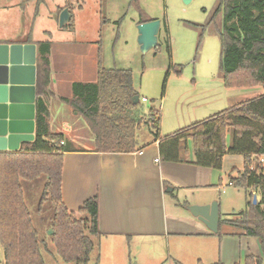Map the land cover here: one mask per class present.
<instances>
[{
    "label": "trees",
    "instance_id": "trees-1",
    "mask_svg": "<svg viewBox=\"0 0 264 264\" xmlns=\"http://www.w3.org/2000/svg\"><path fill=\"white\" fill-rule=\"evenodd\" d=\"M60 10L58 8V14ZM219 13L222 19L216 32L220 39V72L224 86L261 85L264 88V0H218V6L207 25L212 24ZM65 26H73L72 15ZM28 42H32V39L28 38ZM35 43L38 97L34 139L24 143L17 151L0 152V245L4 250L5 264H44L42 243L27 208L22 186L23 181L44 176L40 204L48 201L53 209L50 240L55 251L65 262L87 264L96 248L92 237L100 234L97 199L95 196L86 199L76 212L68 209L62 199L63 156L71 146L66 145L62 133L50 131L48 122L45 96L49 94L48 55L51 43L48 40ZM72 89L71 99H59L68 100L72 109L83 116L94 135L96 151H134L138 128L141 124H148L159 140L160 154L165 161H180L181 152L187 149L189 140L193 146L194 163L199 166L219 169L225 154L242 155L245 158L244 168L231 177L230 182L248 192L258 191L260 201L255 205L248 201L245 210L229 215L237 218L220 219V223L236 226L246 235L256 237L262 257L249 254L242 264H262L264 163L259 161V156L264 153V93L160 137L159 109L151 107L146 114H141L140 101L137 104L132 101L137 92L130 69L105 68L99 61L96 81L74 82ZM229 127L232 136L230 144L226 146L225 137ZM76 213L82 216L77 217ZM216 234H220L219 230ZM213 264L223 263L218 261Z\"/></svg>",
    "mask_w": 264,
    "mask_h": 264
},
{
    "label": "crops",
    "instance_id": "crops-1",
    "mask_svg": "<svg viewBox=\"0 0 264 264\" xmlns=\"http://www.w3.org/2000/svg\"><path fill=\"white\" fill-rule=\"evenodd\" d=\"M64 7H67L70 16L72 15L73 26L71 28L75 29L78 22L74 13L71 12L70 6H57L56 9L61 8L62 10ZM1 8L2 5H0ZM54 14L58 21L59 14L57 11ZM151 19L155 18L147 17L136 23ZM14 37L13 33H0V43H34L36 45V40L32 39V42H28V37L18 40H15ZM86 43L94 46V49H86ZM60 44L66 46L67 49H63L58 54L52 53V48L55 50L56 45L51 43L50 46L48 55L49 94L45 96L49 110V127L50 131L54 133H62L51 127L55 118L79 115L72 108L68 109L65 102L59 99L62 95H60L57 86L58 71L63 69L67 72L70 84L74 82L94 83L97 79L98 62H101L100 49L97 47L98 41L73 40L60 42ZM79 44H84V51L70 48ZM91 77H94L93 80ZM222 85L221 88H212V84L199 88L192 85L191 93L179 94L175 103L179 108L185 107L187 110L176 108L173 116L177 119L180 118V121L183 120L182 116L187 113L189 115L198 112L201 116H196L189 122L179 121L173 128L179 127L167 134H164L167 131H161L160 125L163 123L164 114L161 115L159 109L160 137L189 127L264 93V88L261 85L226 87L223 81ZM37 97L36 92L35 114ZM220 100L227 102V106L209 114L212 113V103H220ZM146 125L149 128L148 131L137 135V147L132 152H99L95 150L94 142L85 147L71 146L68 151L64 152L61 193L68 209L76 212L86 199L95 196L98 205L97 226L100 232L97 237L100 240V245L106 246L111 251L121 250L124 247L130 249L146 247L154 241L160 240L162 244L167 243L168 248L171 246L173 250H176V253H180L182 248L193 250L192 261L194 260L195 264L198 262L205 264V261H209V264L218 261L223 264H242L249 254L262 257L260 244L256 237L246 235L241 228L236 226L220 223V219L237 218V216L230 217L229 215L237 214L247 208L246 204L245 209L239 212H226L225 198L221 196L220 192V190H224L227 181L230 185L231 177H235L238 171L243 170L245 158L242 155L225 154L219 169L199 166L194 163L193 146L189 140L187 149L181 152L180 161H165L160 154L159 140L155 138L152 127ZM33 132L35 134V123ZM26 142L28 141H21L18 150ZM225 144L228 146L226 140ZM0 152H8V150H0ZM231 186L237 188L238 191L244 190L232 184ZM245 191L248 194L251 192V197L248 195L249 200L245 195L246 203L248 201L252 203L254 195L256 204L260 201L258 191ZM211 201L218 203L219 235L210 231L187 208L191 204H205ZM223 225H229L239 230L226 231L222 229ZM187 239H193L195 246L184 241ZM210 254L215 255L212 257L213 261L206 260ZM113 255L115 254L112 253ZM174 257L175 261L168 262V264L176 262L188 264L178 254H174ZM163 263L165 262H157V264Z\"/></svg>",
    "mask_w": 264,
    "mask_h": 264
},
{
    "label": "rangeland",
    "instance_id": "rangeland-1",
    "mask_svg": "<svg viewBox=\"0 0 264 264\" xmlns=\"http://www.w3.org/2000/svg\"><path fill=\"white\" fill-rule=\"evenodd\" d=\"M0 5V33H13L15 40L23 37L36 41L48 40L56 45L55 50L52 48V53L56 54L67 49L60 42L98 41L97 47L100 49L104 67L131 70L136 95L147 99L146 102H140V113L145 114L153 107L160 109L161 115L164 114L163 123L160 125L161 131H167L164 134L179 127L173 128L180 121V118L173 116L176 108L187 110L176 105L179 94L191 93L192 85L197 88L207 84H212V88L223 87L220 39L216 32V28L219 29L221 25V13L216 16L212 25H207L218 6V0H190L187 3L183 0H0ZM63 5L70 6L71 12L74 13L78 22L75 29L70 26L61 27L56 20L54 12L57 11V6ZM147 17L161 21L157 34L158 46L142 52L137 42L136 22ZM201 25H204V28ZM83 45L70 48L84 51ZM86 49H94V46L86 43ZM68 78L65 70L58 71V90L66 99L73 95V83L70 84ZM93 78L91 77V80ZM64 102L68 109L72 108L68 100ZM226 106L227 102L224 100L212 103V113L209 114ZM79 115L58 117L51 123L53 130H60L65 135L68 146L85 147L93 144L94 135L88 129L83 116ZM196 116L201 115L198 112L189 115L187 113L182 116L183 120L180 122H189ZM148 129L146 124H141L137 135ZM231 136L232 129L229 127L225 137L228 145ZM44 182V176L22 182L25 202L42 243L44 264H74L63 261L50 240L53 209L48 201L40 204ZM228 183L227 181L223 191L220 190L221 196L225 198L226 212L245 209V195L249 200V194L245 190L238 191ZM75 215L82 216L77 213ZM222 229L239 230L229 225H223ZM92 239L96 248L87 264H157L162 261L165 262L163 264H168L175 261L174 254L181 256L188 264H195L194 260L192 261L193 250L182 248L180 253H176V250L171 246L168 248L167 243L162 244L160 240L146 247H124L111 251L100 245L98 237L93 236ZM184 241L195 246L193 239ZM43 246H46L47 250L43 249ZM112 253L115 255L112 256ZM213 256L215 255L210 254L206 260L213 261ZM204 263L209 264V261ZM0 264H5L1 245Z\"/></svg>",
    "mask_w": 264,
    "mask_h": 264
},
{
    "label": "water",
    "instance_id": "water-1",
    "mask_svg": "<svg viewBox=\"0 0 264 264\" xmlns=\"http://www.w3.org/2000/svg\"><path fill=\"white\" fill-rule=\"evenodd\" d=\"M185 3L190 0H183ZM64 7L58 17L61 27L70 20ZM161 21L151 19L137 25V42L146 52L157 47ZM36 99V45L34 43H0V150L17 151L21 141L34 139ZM134 104L138 95L132 97ZM252 203L256 204L253 196ZM190 213L213 233L218 231V203L191 204ZM52 233L50 229L49 234Z\"/></svg>",
    "mask_w": 264,
    "mask_h": 264
},
{
    "label": "built area",
    "instance_id": "built-area-1",
    "mask_svg": "<svg viewBox=\"0 0 264 264\" xmlns=\"http://www.w3.org/2000/svg\"><path fill=\"white\" fill-rule=\"evenodd\" d=\"M141 102H146L147 101V99H146V97H141ZM151 120L153 121V118H151ZM61 143H63V142H61ZM155 161H158V159H155ZM259 161L261 162V163H264V153L263 154H261L260 156H259ZM232 183L230 182V185H231Z\"/></svg>",
    "mask_w": 264,
    "mask_h": 264
}]
</instances>
